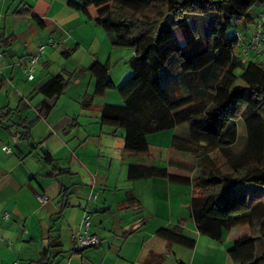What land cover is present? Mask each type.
I'll return each instance as SVG.
<instances>
[{"label":"crops","instance_id":"obj_1","mask_svg":"<svg viewBox=\"0 0 264 264\" xmlns=\"http://www.w3.org/2000/svg\"><path fill=\"white\" fill-rule=\"evenodd\" d=\"M70 1L0 0V264H237L229 251L238 239L251 235L248 226L226 232L220 242L211 240L199 233L191 218V184L128 180L133 153L122 149L116 130L100 120L102 108L122 105L121 97L109 91L90 107L85 102L94 94L92 64L108 65L110 78L113 73L117 77L113 68L133 53L112 45L96 23L97 8L90 7L86 16ZM238 20L236 25L251 36L254 20ZM50 40L57 45L45 49L29 81L28 60ZM71 49L75 52L68 58L64 52ZM60 73L72 84L52 101L50 114L27 131L40 116L37 107L43 97L38 91ZM5 109H18V114L10 119ZM19 116L22 126L17 128ZM23 133H29V139L23 140ZM46 153L56 160L53 168L44 161ZM172 155L163 167L189 178L188 172L171 166ZM177 155L174 160H187V155ZM54 169L57 178L48 176ZM66 187L71 198L64 205L61 193ZM262 193L249 187V205H264ZM39 196L47 203L41 204ZM86 214L101 244L77 250L72 236ZM163 229L195 240V248L164 241L158 236Z\"/></svg>","mask_w":264,"mask_h":264},{"label":"trees","instance_id":"obj_2","mask_svg":"<svg viewBox=\"0 0 264 264\" xmlns=\"http://www.w3.org/2000/svg\"><path fill=\"white\" fill-rule=\"evenodd\" d=\"M69 5L86 16L90 7L97 8L96 23L112 45L133 53L131 74L118 90L123 104L105 105L100 118L103 126L125 132L124 149L147 153L148 136L189 127L188 134L173 136L171 148L192 160L170 161L189 178L172 175L165 167L132 164L128 180L191 184L190 213L199 233L220 242L226 232L248 226L251 235L238 239L229 256L237 264H264V205H249L247 190L241 189L264 190V64L259 60L264 22L257 49L252 48L255 33L247 37L236 25L242 18L255 23L260 14L253 19L248 13L256 5L264 9V0H72ZM74 52L64 54L69 58ZM108 70L98 62L89 68L94 94L86 95L85 106L116 89ZM65 74L52 76L38 91L43 97L37 107L40 116L27 131L50 114L52 101L72 84ZM5 114L13 119L18 109H5ZM18 119L17 128L22 126ZM195 130L216 137L218 151L196 142ZM21 137L27 140L29 133ZM43 158L48 167L56 166L49 153ZM58 173L54 169L48 176L57 178ZM61 196L64 205L70 202L68 187ZM158 236L188 249L196 246L176 230L163 229Z\"/></svg>","mask_w":264,"mask_h":264},{"label":"rangeland","instance_id":"obj_3","mask_svg":"<svg viewBox=\"0 0 264 264\" xmlns=\"http://www.w3.org/2000/svg\"><path fill=\"white\" fill-rule=\"evenodd\" d=\"M260 8L259 5L254 6L248 13L249 16H252L253 19L257 17V15L261 14L260 12ZM237 21H239L238 19L236 20V24ZM236 27H232L228 30V35L229 36H233L235 33ZM177 37L179 38V40L181 39L180 33H176ZM46 44V43H45ZM44 44V45H45ZM262 50V49H261ZM126 51L125 53H130L129 50H124ZM261 56L259 57V60L264 64V48L262 51H260ZM252 58H250L251 60ZM130 60V59H129ZM128 61L123 62L120 66L114 67L113 70L115 71V74L117 75V77H114V73L112 74V78H117L116 80V89L110 91L109 95H116L117 98H120L119 96V87H121L122 83L125 82V80L130 76L131 74V69L128 65ZM123 104V102H122ZM110 129L111 131L113 129L111 128H107ZM189 131V127L186 124L185 127L179 128L178 130H171V131H167L164 132L163 134H156V135H150L148 136V143H149V151L147 153H143V154H132V159L134 160L135 164H145V165H150V166H155V167H159V168H163V166H166V160H168L169 155L172 153L174 155L171 156V158H179L180 156H178L177 154L180 153L182 154L181 158H185V156L187 154L183 153V152H178L175 150H170L171 145H169V140H172L173 136L175 134L181 135V134H188ZM115 132V130H114ZM117 137H121V144H122V149H124V137H125V132L123 130H116V132L114 133V136ZM193 138L195 139L196 142H205L208 143L213 149H215L216 151H218L220 144L217 141V138L206 134L205 132L201 131V130H195L194 134H193ZM120 141V140H119ZM118 143V141H117ZM175 151V152H174ZM187 160H192L191 157H186ZM166 168V167H165ZM243 185H241L242 187ZM262 189V187H259ZM242 190L246 191L247 188L246 186L241 188ZM261 194H258L257 196L260 197ZM264 196V194L262 193V197ZM253 201L251 200L250 203H252Z\"/></svg>","mask_w":264,"mask_h":264},{"label":"built area","instance_id":"obj_4","mask_svg":"<svg viewBox=\"0 0 264 264\" xmlns=\"http://www.w3.org/2000/svg\"><path fill=\"white\" fill-rule=\"evenodd\" d=\"M264 22V12L261 14L257 21V32L255 33L252 39V48L257 49L261 45L262 41V25ZM57 44L50 40L47 44L41 46L38 50V53L28 60V68H27V76L28 80L32 81L35 78V72L37 65L40 62L41 55L45 52V49L48 47H54ZM1 57V56H0ZM6 152H9L7 148H5ZM38 200L41 204L47 203V198L39 196ZM92 228L91 224V215L86 214L84 217L83 226L80 228L79 231L73 234L72 241L77 249H88L98 247L101 244V238L93 233H91L90 229Z\"/></svg>","mask_w":264,"mask_h":264},{"label":"clouds","instance_id":"obj_5","mask_svg":"<svg viewBox=\"0 0 264 264\" xmlns=\"http://www.w3.org/2000/svg\"><path fill=\"white\" fill-rule=\"evenodd\" d=\"M261 14H262V13H261ZM261 14L259 15V17L261 16ZM259 17L255 20V23H254V25H255L254 33L257 32V21H258ZM262 28H263V25H262ZM262 28H261V31H262V34H263V29H262ZM29 81H30V80H29Z\"/></svg>","mask_w":264,"mask_h":264}]
</instances>
